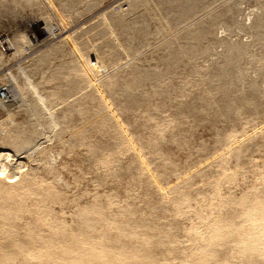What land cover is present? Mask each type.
I'll use <instances>...</instances> for the list:
<instances>
[{
  "label": "rangeland",
  "instance_id": "obj_1",
  "mask_svg": "<svg viewBox=\"0 0 264 264\" xmlns=\"http://www.w3.org/2000/svg\"><path fill=\"white\" fill-rule=\"evenodd\" d=\"M45 25L60 35L33 42ZM197 29L206 30L202 40L193 39ZM263 37L264 0H0V88L13 81L22 93L15 103L12 92L0 98V153L10 154L0 169L13 174L20 161L22 179H14L45 183L26 206L52 187L62 200L45 194V204L74 231L76 212L93 201L106 214L126 217L133 208V226L167 240L160 263L181 264L206 220L253 223L232 202H264ZM235 45L247 51L232 56L241 76L224 77L233 99L227 111L212 78ZM108 112L110 124L100 116ZM119 125L130 144L115 134ZM20 140L28 145L17 148ZM256 245L262 259L264 237ZM233 253L230 242L218 264ZM28 254L39 255L18 252L16 262Z\"/></svg>",
  "mask_w": 264,
  "mask_h": 264
},
{
  "label": "bare ground",
  "instance_id": "obj_2",
  "mask_svg": "<svg viewBox=\"0 0 264 264\" xmlns=\"http://www.w3.org/2000/svg\"><path fill=\"white\" fill-rule=\"evenodd\" d=\"M45 27L50 28V26H46V25ZM185 31L187 32V30ZM193 31H194L193 39L202 40V38L205 36L206 30L203 31L197 29ZM191 33L192 31L188 30L186 35L188 36ZM9 46L12 47L11 44H9ZM246 46L235 45V47L233 46L231 50L228 49L229 51V54L227 52L228 57L226 56L227 58L224 61L223 66H219L217 72L214 74V78H212V80L218 85V90H220L221 104L223 106L228 107V109L226 108L227 111L231 109V106L233 105L232 102L233 99L231 97L232 96L231 93H229V91L232 89H230L229 86L226 84L224 77L232 74H235L238 77L241 76L240 72L237 70V64L234 59L235 57H241L243 55H246L245 54L247 51ZM201 50L203 51V49ZM201 50L198 51L201 52ZM232 56H235L234 59H232ZM263 61L262 63H259L260 64L259 67H261L260 69L264 68ZM8 77L10 78V80L13 78L12 74H8ZM148 78H150V76ZM12 82H10L11 84L9 83L10 86L7 84L6 86L4 84L5 86L4 88L0 89V92L2 93L3 97H6L7 94L12 92L14 97L13 102L15 103V101L16 102L20 101L21 99L20 96L22 95V93L20 92V89H17L19 92L16 91L15 87L12 85ZM254 82H256V80ZM256 84L257 83L252 82L245 87H248L249 89L257 90V92H259L261 88H259L258 90L257 87L258 84L257 85ZM17 87L18 86H16V88ZM162 93H164V91ZM262 95L264 97V93ZM245 98L248 99L249 103L254 102L253 98H249L246 95L240 96V100ZM9 101L7 100V102ZM1 102L3 101H0V104H2ZM104 111H106V109H104ZM100 116L102 121L105 123L107 122L109 123L113 121L112 114L109 112L106 115L104 113V115L102 114ZM117 130L118 132H115V134H121L122 135V137L120 136L121 140L125 143L129 142L130 144V140L128 139L127 136H125L123 129L121 128L120 125L118 126ZM73 132L75 133V131ZM69 134L71 135V133ZM12 138L11 140H15L16 137H14L13 135ZM18 140L19 139L17 138V141ZM31 140L33 139L31 138ZM82 140H80V144H82L83 142ZM25 143L23 141L20 143L17 142L15 143L16 144L15 146L19 149L25 148V146L28 145L27 143L25 145ZM90 150L94 152V149L91 148ZM6 156L7 157L10 156V154L0 153V159L1 158L4 159L6 158ZM17 159H22V158L17 157ZM13 161H16V158ZM21 163L22 162L18 161L17 164L18 167L17 166L15 167L16 170L15 169L13 170V174H10L11 172L7 170L3 171L0 169V264H10V263L11 264H72L73 259L80 254L87 255V258L81 260L78 264H163L160 263L158 254L159 253H162L163 255L166 254L167 240L153 239L150 237L151 235L150 232L147 233V231L146 232L145 230L142 231L140 228L133 226L131 224V217L127 216L135 211V210L133 211V208L131 207L128 208L129 214L126 215L127 217L126 218L119 214H115V215L106 214V211L104 209L105 206L103 207L98 202L93 201L89 205L86 204L84 207L82 206L78 210V212H76L77 213L75 218L76 224L74 231L73 229L65 225L66 223H63L59 219V216L56 215L58 213L55 214V211H53L54 209L50 208V206H47V204H45L46 200L53 194L52 187H48L49 185L47 184V186H45L47 190L45 189V187H42L45 189L43 190L46 191V193L45 192L44 193L46 195L47 194L50 195L51 193L52 194L49 197L47 195L48 198L45 197L46 195L45 194L43 195V193L41 194L43 195L44 198H42L41 195L39 194L40 196H38V198L41 197L43 203L42 202L38 203V201H35L34 203L36 205H33V203H31V201H34V198L32 197L33 199L32 200L30 199L29 203H31L30 206L32 205L34 206V208L31 210L30 208L32 206L30 207L27 204V206H29L30 208L27 207L25 202L30 198L31 194L33 195V193L37 192L36 189L40 190V188L38 187H40L41 185L44 186L45 183L41 184L40 182V184H38V187L35 188V187H30L28 184H25L26 182L25 180L19 181L18 179L20 178L22 179V176H19L21 175V171L19 169ZM162 164L163 165L165 164L164 166H170L168 161L166 162L162 161ZM146 170L149 169L146 168L145 172H147ZM25 172L27 171L25 170ZM218 174L221 175V173ZM16 175H18L19 178ZM149 175H151V173ZM225 175L226 176H224L223 179L229 176L227 174ZM16 177L18 179H14ZM220 177L221 176H219V178ZM149 178L153 179L152 176L151 177L149 176ZM34 180L37 181L36 178ZM34 180H32V182ZM35 183L36 182H34V184ZM67 186L68 185L66 184V187ZM56 187L54 184V188ZM53 195L55 196V199L59 197L61 202L62 199L58 194L55 193ZM51 197L49 198V200L53 201L51 200ZM211 199L214 201L217 199V197L213 196ZM212 200L211 202H213ZM250 200L253 202V204L252 202H250ZM232 203L234 204V206L241 208L244 217H246L247 220L253 223L245 222V224L237 225L232 223L230 219H224L223 217L214 218L212 220H206V222L204 221L205 223L203 222L204 223L203 231H197L192 234L191 238L194 240L195 245H192L190 249L187 250L188 253L185 254L184 252L185 257L181 260V264H218L221 255V248L226 246L230 242H233L234 253L227 258L226 261L228 264H264V256L262 259H259L257 256H255V252L259 250V248L256 245V241L258 240L259 237H264V202L258 199H251L250 197L245 196L241 198L239 201L234 200ZM248 205L250 206V208H246ZM29 211L35 213L36 215L35 222L34 221L32 223L29 222L30 220H32L30 218L33 215L32 214L29 217V215L26 214V212L30 213ZM25 214L27 215L26 218L29 217V220L27 218L28 221L26 220V223L25 224L22 223L23 225H21L20 222L21 221L23 222L21 218L24 217ZM154 226L153 225L151 226L150 224L147 225L149 230L154 229ZM253 229H259L261 230V232L259 234L253 233L251 232ZM104 236L106 238H104ZM91 237L93 239L90 242H88L89 238ZM29 251H37L39 254L38 257L33 254H28L25 256V259L22 261V263L16 262L17 259L16 255L18 252H29ZM261 253L264 255V251L261 250Z\"/></svg>",
  "mask_w": 264,
  "mask_h": 264
},
{
  "label": "built area",
  "instance_id": "obj_3",
  "mask_svg": "<svg viewBox=\"0 0 264 264\" xmlns=\"http://www.w3.org/2000/svg\"><path fill=\"white\" fill-rule=\"evenodd\" d=\"M59 35H60L59 28L56 25H54V26L50 25V28H46L45 26L40 27L39 36H41V37H37L34 34H32L31 38H32L33 42H36V43L37 42H42V43L45 42L46 43V42L53 41V40L57 39V37ZM1 88H4V86H2ZM8 96H9V94H7L6 97H3L2 93L0 92V97L2 99H7V98L9 99Z\"/></svg>",
  "mask_w": 264,
  "mask_h": 264
}]
</instances>
